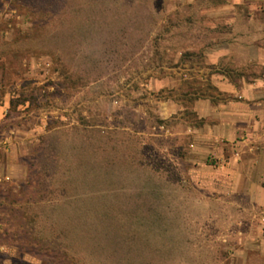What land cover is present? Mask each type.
I'll use <instances>...</instances> for the list:
<instances>
[{
  "label": "rangeland",
  "instance_id": "rangeland-1",
  "mask_svg": "<svg viewBox=\"0 0 264 264\" xmlns=\"http://www.w3.org/2000/svg\"><path fill=\"white\" fill-rule=\"evenodd\" d=\"M263 38L264 0H0V146L22 152L19 192L0 197L13 262L264 264V174L233 144L219 172L203 138L220 130L206 100L264 81L234 39Z\"/></svg>",
  "mask_w": 264,
  "mask_h": 264
},
{
  "label": "crops",
  "instance_id": "crops-1",
  "mask_svg": "<svg viewBox=\"0 0 264 264\" xmlns=\"http://www.w3.org/2000/svg\"><path fill=\"white\" fill-rule=\"evenodd\" d=\"M234 42L235 51L231 55H233L235 62L257 61L264 63V57L261 54L250 53L253 50L264 52V38L251 41L249 46H247L246 53L242 51L244 45L241 40L237 42V39H234ZM229 53L230 51L221 49L218 56L225 57ZM223 83L225 84V82ZM221 90L228 95L238 96L239 100L214 107L206 100V107L210 114L219 115L216 127L220 129L218 134L206 133V137H203L206 140V157L213 156L217 160L216 164L218 163L219 165L216 169L221 172L224 169L222 163L226 156L225 152L227 153L230 149L229 146L233 144V149L239 151L240 156L245 159V165L248 164L249 173L264 174V81L258 79V83L247 85L244 88H237L229 83V85H224ZM3 110L4 107L0 106V117ZM221 131L223 132L221 133ZM22 142L20 144L23 145ZM17 145L19 143L16 142L8 147L0 146V197L2 196V190L6 188L10 189L11 197H15L19 192L17 178L21 170H19L21 166L19 159L22 156V152L21 149L20 151L17 150ZM206 167L211 166L206 163ZM15 204L17 202L12 201L10 206ZM1 232L2 229H0ZM6 252V246L0 245V264H17L13 262L11 256H8ZM28 262L29 264H40L35 259Z\"/></svg>",
  "mask_w": 264,
  "mask_h": 264
}]
</instances>
